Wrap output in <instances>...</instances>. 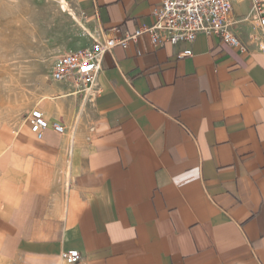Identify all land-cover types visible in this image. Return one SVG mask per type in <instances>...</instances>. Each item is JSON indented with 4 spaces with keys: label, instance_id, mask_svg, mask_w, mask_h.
<instances>
[{
    "label": "crops",
    "instance_id": "0c3cea01",
    "mask_svg": "<svg viewBox=\"0 0 264 264\" xmlns=\"http://www.w3.org/2000/svg\"><path fill=\"white\" fill-rule=\"evenodd\" d=\"M64 1L89 34L63 54L135 34L162 2ZM231 18L243 50L143 33L102 56L92 98L53 81L33 109L63 135L0 134V264H264V29L248 1Z\"/></svg>",
    "mask_w": 264,
    "mask_h": 264
},
{
    "label": "rangeland",
    "instance_id": "374dc122",
    "mask_svg": "<svg viewBox=\"0 0 264 264\" xmlns=\"http://www.w3.org/2000/svg\"><path fill=\"white\" fill-rule=\"evenodd\" d=\"M75 14L64 0H0V134L21 127L53 84L54 60L79 37Z\"/></svg>",
    "mask_w": 264,
    "mask_h": 264
},
{
    "label": "built area",
    "instance_id": "2783aa9c",
    "mask_svg": "<svg viewBox=\"0 0 264 264\" xmlns=\"http://www.w3.org/2000/svg\"><path fill=\"white\" fill-rule=\"evenodd\" d=\"M235 0H162L161 6L152 12L150 26L140 28L133 35L121 38H102L92 42L76 52L58 56L51 68V80L54 82H72L79 93L92 98L94 82L100 71L103 55L116 47L128 48L138 36L147 33L151 42L157 46L164 42L178 45L184 42L192 44L200 34L216 35L228 45L243 50L240 40L232 32L236 23L231 18L232 3ZM249 2L250 16L260 30L264 29V0H244ZM78 16L79 36H88V29L82 24L84 14ZM77 18V17H76ZM249 15L243 21H248ZM191 55L190 51L180 53V58ZM30 131L37 139H42L48 129L63 135L65 128L57 123L46 121L42 113L34 108L27 117ZM67 264H76L80 259L77 251L61 254Z\"/></svg>",
    "mask_w": 264,
    "mask_h": 264
},
{
    "label": "bare ground",
    "instance_id": "6f19581e",
    "mask_svg": "<svg viewBox=\"0 0 264 264\" xmlns=\"http://www.w3.org/2000/svg\"><path fill=\"white\" fill-rule=\"evenodd\" d=\"M65 2V1H64ZM63 3V2H62ZM66 5V4H65ZM66 7V6H65ZM71 12V11H70Z\"/></svg>",
    "mask_w": 264,
    "mask_h": 264
}]
</instances>
